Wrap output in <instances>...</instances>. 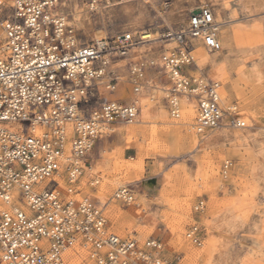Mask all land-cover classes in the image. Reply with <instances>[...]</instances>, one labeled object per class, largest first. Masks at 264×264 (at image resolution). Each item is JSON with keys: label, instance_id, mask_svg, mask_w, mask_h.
Here are the masks:
<instances>
[{"label": "built area", "instance_id": "1", "mask_svg": "<svg viewBox=\"0 0 264 264\" xmlns=\"http://www.w3.org/2000/svg\"><path fill=\"white\" fill-rule=\"evenodd\" d=\"M62 1L0 0V264H67L63 253L74 247L85 251L89 264H181L162 257L156 239L139 245L110 232L102 210L77 190L97 141L113 124L133 123L138 113L134 105L100 98L96 82L149 37L126 32L112 41L79 43ZM218 29L206 5L190 12L182 28L162 35L178 45L159 58L169 83L167 110L177 118V96L185 95L193 101L198 132L219 126L227 115L220 84L189 72L197 46L220 49ZM146 65L155 64H135V79L144 77ZM116 82L109 72L106 86ZM231 111L228 126L245 127ZM10 122L20 126L12 130ZM230 167V160L222 163L223 178ZM85 179L94 185L93 176ZM134 193L126 185L112 198L128 204ZM203 209L197 201L195 212ZM199 234L192 226L186 237L200 245Z\"/></svg>", "mask_w": 264, "mask_h": 264}, {"label": "rangeland", "instance_id": "2", "mask_svg": "<svg viewBox=\"0 0 264 264\" xmlns=\"http://www.w3.org/2000/svg\"><path fill=\"white\" fill-rule=\"evenodd\" d=\"M75 1L74 8L65 6L64 10L68 24L74 29L79 43L88 44L94 41L83 34L75 19L83 17L86 13L92 21L90 27L100 30L102 38L109 41L126 32L134 35L149 33L152 38H156L134 46L123 59L128 70L131 65L139 62L144 64L154 62V66L146 65L143 75L145 81L149 80L151 88H155V90H147L146 93V102H151V107L153 106L152 115L145 123L138 124L135 123L136 120L130 125L120 123L123 127H138L137 131L131 130L125 136L132 142L129 145L125 144V140L116 139L115 133L110 137L103 134L90 156L91 164L100 169L98 170L100 172L87 174L85 171L78 181L77 190L81 195L84 194L99 204L110 232L123 238L133 239L139 245L148 239H156L162 244L160 255L170 261L190 264L179 245L175 241H170L172 226L182 222L184 225L181 234L184 244L203 250L196 264H221L217 257L219 250L224 249L222 242H225V252L232 256L230 264H264V199L262 202H257L258 197L264 198V0H258L257 4L247 0H206L207 5L213 9L217 21L229 20V22L222 24L218 33L221 49L218 52H208L201 47V51L212 59L220 57L224 68L216 77L212 76L213 70L209 66L201 69L197 66L196 70L194 64L189 72L217 80L221 86L222 103L226 106L236 105L237 112L245 121L246 127L231 128L224 121L219 128L205 131V134L206 137H212L220 131L227 136L222 140H212L201 149L194 148L195 150L190 148V144L183 136V126L178 123L182 110L177 118L171 117L167 111L162 88L168 83L159 64L161 53L177 47L173 41H164L162 35L184 26L190 13L188 0H183V6L179 9L183 11L181 19L168 23L158 14L156 7H160L164 2L175 4L174 0H153L155 7L146 4L147 7L142 11L135 5L139 0H124V2L94 0L95 8H91V0ZM192 1L193 5H197L198 0ZM172 7L166 9L171 11ZM225 34L233 36L232 42L224 39ZM149 72L151 74L147 77ZM99 97L101 98V95ZM160 107L165 109V117L157 116V108ZM140 111L139 108L137 116ZM188 128L189 135L194 133L191 126ZM138 145H142L141 150L137 148ZM139 157H143V172L135 174L139 179L138 183H150L152 189L148 192L159 197L164 191L161 204L149 207L139 202L138 193L143 189L142 186H137V182L136 184L128 181H123L110 189L111 193L106 204L94 199V194L103 184V180L120 177L107 173L109 170L104 168L103 160L115 159L130 165ZM209 158H215L214 178H211L206 168ZM225 160H230L231 167L227 177L223 178L220 169ZM86 175L94 177L96 183H93V186L86 184ZM126 185L132 187L135 192L134 200L128 204L112 198L116 188ZM63 188L64 186L61 185L60 189ZM199 200H203L204 209L201 213H195L193 206ZM109 203L119 207L120 215L116 221H112L106 213L105 208ZM216 205L217 210H226L222 218L217 219L215 216L213 209H216ZM185 207L187 211L183 209ZM256 207L263 208L262 212H255ZM231 211L234 214H231ZM213 218L214 221H211ZM207 221L210 225L213 224V230L207 228L206 225L209 224ZM192 225L199 227L200 246L191 243L185 237L186 230ZM117 230L121 231V234L117 233ZM211 237L215 240L219 239L221 246L217 244L216 247H210L208 241L212 239ZM75 263L79 261L76 260Z\"/></svg>", "mask_w": 264, "mask_h": 264}, {"label": "bare ground", "instance_id": "3", "mask_svg": "<svg viewBox=\"0 0 264 264\" xmlns=\"http://www.w3.org/2000/svg\"><path fill=\"white\" fill-rule=\"evenodd\" d=\"M124 2V0H122ZM126 1V0H125ZM175 1V4H170V3H162V5L160 7H156L157 11H158V14L161 16V18H163L167 23L170 22V21H176V20H179L181 19L182 17V13L183 11L182 10H179L182 6H183V3L184 1L183 0H174ZM196 1V0H195ZM210 1V0H208ZM192 0H188V3H190V12H193L194 10L200 8V7H203V6H206L207 3H206V0H198L197 1V5H193L192 4ZM247 2H250L252 4H257L258 3V0H247ZM261 3V2H260ZM62 6H70L72 8H74L76 6V1L75 0H63L61 2ZM150 5L151 7H155L154 5V1L153 0H139L137 3H135V5L138 7V9H140V11H142V9L146 8L147 5ZM146 5V6H145ZM174 6V7H172ZM259 6V5H258ZM171 11H168V9L166 8H171ZM91 8H95V5L92 4V7ZM184 8V7H183ZM96 10V9H95ZM89 14L86 13V15L84 14L83 17H76V21H77V25L79 27V29H82L83 31V34L86 35L88 38H91L92 40L96 41V42H99V40L102 38V33L100 30H95L94 28L92 29L90 27L91 25V20L90 18L87 16ZM215 15V14H214ZM216 19V17H215ZM217 21V19H216ZM219 23V29H218V33H219V30L222 26V24H226L228 21H217ZM75 23V22H74ZM66 24H68V19L66 17ZM71 24V23H70ZM236 31V30H235ZM223 32V31H222ZM236 34V33H235ZM169 34H166V35H163V37L165 36H168ZM119 36H117L116 38H118ZM145 37H149V41H153L155 40L156 38H152L151 37V34L149 33H146L145 34ZM227 41L229 42H232V40L234 39L232 35L230 34H225L224 36ZM220 38V37H219ZM164 41L166 42H174V40L171 38V37H166L164 39ZM219 41V39H218ZM235 41V40H234ZM220 43V41H219ZM176 45V43H174ZM178 46V45H177ZM175 48V47H174ZM173 49V48H172ZM220 49H221V46H220ZM219 49V50H220ZM218 50V51H219ZM218 51H215V52H218ZM194 59H196L195 61V69L197 70V66L199 67V69L203 68V67H206V66H209L212 70H213V73H212V76H217L218 74H220L224 68L223 66V63L222 61L220 60V57L219 59L217 58H210L208 57L207 55H205L202 51H201V46H197L194 50ZM224 58V57H223ZM124 59V58H123ZM123 59H120V60H123ZM118 60V61H120ZM118 61H115L114 63H112L109 68L106 69V72L104 75V77L101 79V80H98L96 82V86H97V89L98 91L100 92V95H101V98L103 100H107V101H110V102H119V103H124V104H128V105H134L135 107L140 108V113H139V116H136L137 119L135 123H145L147 121V118H149L151 115H152V107H151V102H148L150 103V105L146 102V93H147V90L149 89H152V90H155V88H151V85H150V82L149 80H146V81H141V80H137L135 79V77L133 76V70H134V67H135V64L133 66H131V69H130V79L128 77V74L127 72H125V68H124V63H121V66L119 67V76L117 74V68L114 67V64L117 63ZM196 62H197V65H196ZM123 64V65H122ZM207 68V67H206ZM109 72H112L113 74L116 75V78L119 82L120 80V84L117 86V85H114L113 87H107L106 86V82L109 80ZM147 72V71H146ZM221 77V76H220ZM143 80V78H141ZM208 79H211L215 82H218L217 80H214L212 78H208ZM223 80V79H222ZM225 80V79H224ZM132 82V83H131ZM167 82V80H166ZM168 83V82H167ZM219 83V82H218ZM118 84V83H117ZM220 84V83H219ZM105 85V86H104ZM117 86V87H116ZM111 88V90L109 89ZM169 88V83L168 85H164L163 86V91H164V97L167 95V90ZM109 92H112V93H109ZM151 91V90H150ZM159 91V90H157ZM162 91V92H163ZM160 93V91H159ZM219 94H220V104L222 106L223 109H225V114L227 115H224V121H226L227 119V116L230 114L231 115V110H234L235 114H236V117L239 119V121H243L244 124H245V127H246V123L245 121L242 119V117L238 114L237 112V109H236V105H224L221 101V86H220V90H219ZM106 97V98H105ZM161 97V96H160ZM159 98V97H158ZM223 99V98H222ZM177 100H178V103L180 105V111L182 110V116L180 117V119L178 120V123L181 124L183 127H182V132H183V136L185 139H187L188 143L190 144V148L191 149H196V148H199L201 149V147H203L204 145L206 146V143L208 142H211L212 140H217V139H224L227 134L223 133V132H216L215 135H213L212 137H206L207 135L205 134V131H211V130H214V129H217L219 128L223 122L213 128V129H205L201 132H198L195 130V128L193 127V113H194V105H193V101L190 100L189 98H187L185 95H179L177 96ZM156 104V103H155ZM154 105V104H153ZM139 106V107H138ZM192 108H190V107ZM162 107L160 108H157V116H159L160 118L162 117H165V112L163 110V108L161 109ZM156 110V109H155ZM193 110V112H192ZM168 111V110H167ZM180 111H179V115H180ZM156 112V111H154ZM169 113V112H168ZM138 114V113H137ZM170 114V113H169ZM178 115V117H179ZM171 116V115H170ZM172 117V116H171ZM175 118V117H174ZM134 120V121H135ZM134 123V122H133ZM175 123V122H174ZM193 123V124H192ZM124 124V123H122ZM132 124V123H130ZM130 124H126V125H130ZM9 126H11L12 130H15L17 127L20 126V124L18 122H10L8 124ZM116 126V128H114ZM191 126L194 133L192 134H188L187 133V128ZM259 126V125H258ZM226 127V126H225ZM228 127V126H227ZM189 129V128H188ZM131 130H134V131H137L138 130V127L137 126H134V127H123L119 124H113V126H111L105 133L104 135H106L107 137H110L114 132L117 134V138L118 140H125V144L126 145H129L130 143H132L131 141L128 140V138H125V136L131 131ZM260 131V130H259ZM263 133V132H262ZM208 134V133H207ZM211 135V134H210ZM234 137V135H233ZM231 138V136H230ZM241 138V137H240ZM234 139V138H233ZM242 139V138H241ZM244 139V138H243ZM247 139V137H246ZM232 140V139H231ZM248 140V139H247ZM244 141V140H243ZM213 143V142H212ZM209 144V143H208ZM137 148L139 150L142 149V145H138ZM94 149V148H93ZM194 149V150H195ZM93 151V150H92ZM105 152V151H104ZM92 153V152H91ZM110 157V156H109ZM145 157V156H144ZM142 160H143V157H139L138 160L130 165H125L124 163H120L119 161L117 160H103V165H104V168L109 170L107 173H110L111 175L114 174V175H117V176H120V177H116V178H113V179H110V180H103L104 182H102L103 184L101 186H99L96 191V193L94 194V199H97V201L101 204H106L107 200H108V196L110 195V189L119 185L120 183H122L123 181H128V182H139V179H137L136 177V173H141L143 172V163H142ZM224 162V161H223ZM207 171L210 173L211 175V178H214L215 176V169H216V164H215V158H209L208 159V163H207ZM100 169L96 168L95 166H93L91 164L90 167H87V168H84L83 169V172L87 171V174H92V173H95L97 174L98 171ZM104 171V170H102ZM89 172V173H88ZM253 172H255V170H253ZM252 172V173H253ZM255 175V174H254ZM139 176V175H138ZM227 177V176H226ZM224 177V178H226ZM141 178V177H140ZM254 179V178H253ZM212 180V179H211ZM214 180V179H213ZM212 180V181H213ZM211 181V182H212ZM145 182V181H144ZM96 183V181L94 182ZM136 183V184H137ZM144 184V185H143ZM63 185V182L62 181H59V188L60 186ZM142 186L143 188V191L139 192L138 193V197L140 198V201L139 202H142V203H145L147 206H151L154 205V206H158L159 204H161L162 202V196L164 195V191L162 192V195L161 197H159L158 195L156 194H152V193H149L148 190L152 189V185L150 183H143V182H140L138 183L137 186ZM120 187H125V186H120ZM61 190H64L61 189ZM250 192V191H249ZM261 196V195H260ZM213 199V198H212ZM264 198L261 196V197H258V201L257 202H262ZM93 201V200H92ZM98 208L101 209V207L99 206V204L95 201H93ZM130 203V202H129ZM232 203V202H231ZM186 204V203H185ZM238 204V203H237ZM236 204V205H237ZM234 205V204H233ZM224 206V205H222ZM23 207V206H22ZM219 207V205H218ZM230 207V206H229ZM227 207V210L228 208ZM232 207V206H231ZM230 207V208H231ZM238 207V206H237ZM24 210H26L25 208H23ZM106 209V213L109 215V217L112 219V221H116L117 218L119 217L120 213H119V207L115 204H111L109 203L108 206L105 208ZM185 211H187L186 207L183 208ZM220 209V208H219ZM102 210V209H101ZM130 210L132 211L133 210V206L130 208ZM193 210H194V206H193ZM213 210H215V216L217 219L219 218H222V214L224 213V210L223 209H220V210H217V205H216V209L214 208ZM212 210V212H213ZM217 210V211H216ZM231 210V209H230ZM263 208L261 207H256L255 208V212L257 213H260L262 212ZM103 212V211H102ZM195 212V210H194ZM230 212V211H229ZM228 212V213H229ZM196 213V212H195ZM231 214H234L232 213L231 211ZM104 215V214H103ZM154 215L156 216V214L154 213ZM153 215V216H154ZM158 215V214H157ZM229 216V215H228ZM230 217V216H229ZM228 217V218H229ZM237 217V216H236ZM225 219H227L226 216H224ZM223 218V219H224ZM206 219V218H205ZM208 219V218H207ZM232 219V218H230ZM210 221V220H209ZM211 221H214V218L211 220ZM223 221V220H222ZM232 221V220H231ZM184 222V221H183ZM205 222V221H204ZM208 222V221H207ZM219 222V221H218ZM224 222V221H223ZM230 222V221H229ZM209 223V222H208ZM212 224V223H211ZM183 223L182 222H179V223H176L172 226V236L170 238V241H175L178 245H179V248H181V250L185 253L186 257L188 258V260L190 261V264H196L197 261L200 259L201 257V253L203 250H200V249H196V248H193V247H189V245L187 246L186 244H184V241H183V238H182V234H181V231L183 229ZM206 225V224H205ZM213 225V224H212ZM210 225V223L207 226L208 229H214V227ZM226 225V224H225ZM192 226H197V225H192ZM190 226V227H192ZM217 226V225H216ZM189 227V228H190ZM198 227V226H197ZM224 227V226H223ZM188 228V229H189ZM199 228V227H198ZM222 228V227H221ZM187 229V230H188ZM225 229V228H224ZM187 230L185 232V237H186V233H187ZM216 230V229H215ZM218 230V229H217ZM223 231V230H222ZM215 232V231H214ZM217 232V231H216ZM221 232V231H219ZM218 232V233H219ZM113 233V232H112ZM117 233L121 234V231L117 230ZM115 234V233H114ZM116 235V234H115ZM226 235V233H225ZM118 236V235H117ZM219 236H222L219 234ZM120 237V236H119ZM215 237V236H214ZM212 238L209 242V245L210 247H216L217 244H219L218 246H221L220 243H219V239L215 240V238ZM223 237V236H222ZM123 238V237H121ZM199 238H200V245H201V235L199 234ZM186 239L188 241H190L191 243H193L191 240H189L187 237ZM172 244V243H171ZM195 244V243H193ZM196 245V244H195ZM200 245H197V246H200ZM222 248L226 249V246H225V242H222ZM221 248V249H222ZM222 249L221 251L219 250V253H218V257L217 259L220 260L221 264H230V261H232V259H230V255L225 252V250ZM216 250V249H215ZM230 250V249H229ZM217 252V251H216ZM160 253V252H159ZM210 254H211V250H210ZM214 255V254H213ZM63 256L66 258V262L67 264H76V260L79 261V263L77 264H85L84 261L88 262V259L86 257V253L85 251L83 250H80V249H76V247L73 248H69V249H66L63 253ZM216 256V255H215ZM214 257V256H213ZM213 259V258H212ZM187 260V261H188ZM211 261V260H210ZM215 261V260H214ZM213 261V262H214Z\"/></svg>", "mask_w": 264, "mask_h": 264}, {"label": "crops", "instance_id": "4", "mask_svg": "<svg viewBox=\"0 0 264 264\" xmlns=\"http://www.w3.org/2000/svg\"><path fill=\"white\" fill-rule=\"evenodd\" d=\"M121 63H124V68H125V70H126L125 72H127V74H130V69H131V67H130V69L128 70V69L126 68V62H125L124 60H120V61H118L117 63L114 64V67L117 68L116 70H117V74H118V76H119V74H120V72H119V67L121 66ZM122 65H123V64H122ZM133 65H134V64H133ZM133 65H131V66H133ZM152 72H153V71H152ZM146 74H147V73H146ZM148 74H149V75H148ZM148 74L146 75L147 77L150 76L151 73L149 72ZM144 78H145V77H143V80H142V79H140V80H141V81H145ZM98 82H99V81H98ZM131 83H132V82H131ZM119 84H120V80H119L117 86H118ZM104 86H105V85H104ZM117 86H116V87H117ZM107 91H108V89H107ZM108 92H109V91H108ZM109 93H112V92H109ZM105 98H106V97H105ZM114 128H116V126H115ZM114 133H115V132H114ZM115 135H116V138H117V134H116V133H115ZM94 149H95V146H94ZM94 149H93V150H94ZM103 150H104V149H103ZM140 191L142 192L143 189H142V190L140 189Z\"/></svg>", "mask_w": 264, "mask_h": 264}]
</instances>
